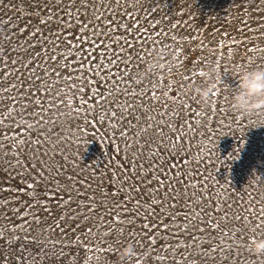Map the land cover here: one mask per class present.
<instances>
[{
	"label": "rangeland",
	"instance_id": "rangeland-1",
	"mask_svg": "<svg viewBox=\"0 0 264 264\" xmlns=\"http://www.w3.org/2000/svg\"><path fill=\"white\" fill-rule=\"evenodd\" d=\"M69 3L0 5V258L33 264L12 258L27 235L34 255L66 253L36 264H121L128 243L123 264H264L249 246L264 238V112L230 106L237 70L264 66V0H76L66 16ZM209 64L222 80L202 103L188 85ZM54 177L74 185L70 206Z\"/></svg>",
	"mask_w": 264,
	"mask_h": 264
},
{
	"label": "snow or ice",
	"instance_id": "snow-or-ice-1",
	"mask_svg": "<svg viewBox=\"0 0 264 264\" xmlns=\"http://www.w3.org/2000/svg\"><path fill=\"white\" fill-rule=\"evenodd\" d=\"M62 2H63V0H56V4H57V5H60ZM75 2H76V0H70V3L66 6V10H65V13H64L66 16H71V15H72V12L69 11V10H67V9H70V8L75 4ZM80 4H81L83 7H85V8H87V7L89 6V4H88V0H80ZM0 5H3V0H0ZM3 6H4V7H8V5H3ZM50 11H51V10L48 9V8H45V9H44V13H45V14H48ZM60 19L62 20V24L60 25V27H62L64 24H69V25L71 24L70 21L64 20L63 17H60ZM51 20H52V16L49 15L48 21L41 20L40 23H41V24H47V23H49ZM88 27H89V25H88L86 22H81V24H80V29H78V30H84V29H87ZM20 31L23 32V31H25V29L22 28V29H20ZM40 31H41L40 28H36V29L32 32V35L35 37V36H37V35L40 33ZM55 35H56V37H57V42H58V40H59V36L61 35V33L56 32ZM81 39H82V38H81ZM38 42H48L47 35H44V36L42 37V41H38ZM69 44H71V41H69ZM72 46L75 47V45H72ZM100 46H102V45H98V47H100ZM30 47L35 48L36 45H30ZM13 51H15V49H13ZM4 52H5V49L2 48V47H0V54H3ZM39 55H40V53L37 52V53H36V56H39ZM100 55L103 56L104 53H101ZM85 58L88 59V60H92V57H85ZM51 59L56 60V57L53 56V57H51ZM15 63H16V61L13 60V61H12V64H15ZM88 67L91 68V67H92V64H89ZM83 68H84V64H83V62H82L81 65H80V69L83 70ZM97 74H99V73H97ZM57 75H59V73H57ZM201 75H204V73H201ZM69 79H71V77H69ZM88 83H89V84H95L96 82L93 81V80H91V79H89V80H88ZM72 87L76 88L77 86H76L75 84H73ZM5 90H6V89H5ZM84 90H85V89H84V86H83V85H81V86L78 88V91H80V92H83ZM96 94L103 96V93L99 92V89H98V88H97ZM85 103H87V102L85 101ZM113 115L115 116L116 113H113ZM0 123H3V121H0ZM0 135H3L5 139L7 138V134H6V133H0ZM121 135H122V136H123V135H126V133H123V132H122ZM20 143L23 144L24 142L21 141ZM117 150H119V149H117ZM113 176H115V173H113ZM53 179L57 180V183L59 184V188H58L57 192L59 193V192L62 191V192H64V193H66V196H64V197H60L59 195H57L56 198H57L58 200H62L64 205H68V206H70L72 203L75 202V201L73 200V188H74V185H71V184H68V185L62 184V183H60V181L57 179V177H54ZM66 179H67L68 181H73V180L75 179V174H70V175H68V176L66 177ZM116 179L118 180L119 177H116ZM158 182L161 183V184L163 183L162 181H158ZM79 183H80L82 186H84V187H89V188L91 187V185L88 184V183H87L86 181H84V180H80ZM112 186L115 187V184L113 183ZM99 187H100V189H101L102 194L105 196V198H107V197H109V196H110V197H117L118 195H120L121 192L124 191V188L121 187V188L118 189V190L111 191V192H106V191H104V189H103V184L99 185ZM25 188L28 189V190H33V189L35 188V185L32 184V183H28V184H26ZM133 190H135V189H133ZM2 191H5V192H7V191H15L17 194H19L20 192L25 191V189H11V188L5 187V188L2 189ZM75 192H76L77 199H78L80 196H83V195H84V193L81 192L80 189H78V188L75 189ZM28 194H29V195H34V192L29 191ZM88 199H94V197H88ZM8 203H9V201H8L7 199L0 200V205H7ZM80 203H83V201H80ZM146 203H147V202H145V204H146ZM156 203L159 204L160 201L157 200ZM136 204H137V212H138V211H139V208L141 207L140 201H137ZM119 205H120V201H116V207H119ZM57 206L59 207L60 205L58 204ZM29 207H31V205H29ZM44 207L47 208V205L45 204ZM89 210H90V211H95V206H94V205H90V206H89ZM71 211H73V210L70 209V212H71ZM63 218H64V217L62 216L61 219H63ZM69 218L71 219V218H73V217L69 214ZM117 219H118V217H117ZM237 219H239V217H237ZM37 222H38V218H37ZM143 227H144L145 229H148L149 227H155V226H154V225L150 226L149 224H144ZM165 227H167V225H165ZM87 231H88V232H91V228H89ZM4 238H5V237H4L3 232L0 231V239H4ZM20 239H21V238H19V237H15V236H14V237L12 238V240L9 241V244H11L12 241H18V240H20ZM23 240H24L25 244H28V243H36L37 245H41V242L38 241V240H36L34 237L32 238V240H29V238H28L27 235H26L25 237H23ZM150 243L155 244L156 241H155L154 239H151V238H150ZM25 244H22V245L20 246L19 249L15 250V251H17L19 254L16 255V256H14V257H12L13 259H16V260H25V261H27L29 258H31L32 261H33V264H36V260H37V259H44V258H49V259H60V258H62V257L66 254V253L64 252V248H63V247L60 248L59 251H56L55 249L49 251V250H47V249L41 247V252L43 253V255H42V256H37V255H34L32 252H30V250H29L27 247H25ZM83 251H84L85 253H87L88 251H90V249H88L87 247H85V248L83 249ZM8 261H9V256L7 255V252H5L4 255H3V257L0 258V264H8Z\"/></svg>",
	"mask_w": 264,
	"mask_h": 264
},
{
	"label": "clouds",
	"instance_id": "clouds-1",
	"mask_svg": "<svg viewBox=\"0 0 264 264\" xmlns=\"http://www.w3.org/2000/svg\"><path fill=\"white\" fill-rule=\"evenodd\" d=\"M221 80L217 66L209 64L204 72L203 82L188 85V90L193 98L199 97L203 103L207 101L213 90L217 89ZM237 80L238 86L230 98L231 109L242 115L264 112V66L238 69ZM249 246L255 256L264 257V238H249ZM135 254L133 244L128 243L120 250L118 259L123 264Z\"/></svg>",
	"mask_w": 264,
	"mask_h": 264
}]
</instances>
